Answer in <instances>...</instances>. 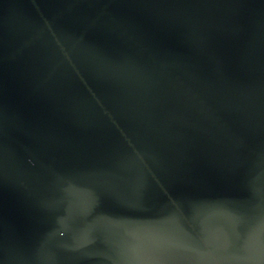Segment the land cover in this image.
<instances>
[{
    "label": "water",
    "instance_id": "water-1",
    "mask_svg": "<svg viewBox=\"0 0 264 264\" xmlns=\"http://www.w3.org/2000/svg\"><path fill=\"white\" fill-rule=\"evenodd\" d=\"M0 264H264V0H0Z\"/></svg>",
    "mask_w": 264,
    "mask_h": 264
}]
</instances>
